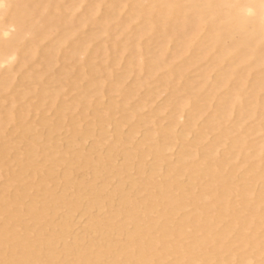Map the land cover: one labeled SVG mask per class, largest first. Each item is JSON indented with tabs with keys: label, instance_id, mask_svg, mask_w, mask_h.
<instances>
[{
	"label": "bare ground",
	"instance_id": "6f19581e",
	"mask_svg": "<svg viewBox=\"0 0 264 264\" xmlns=\"http://www.w3.org/2000/svg\"><path fill=\"white\" fill-rule=\"evenodd\" d=\"M125 8L129 13L123 19L120 11ZM79 9L81 13H76ZM100 9L105 10L102 17L99 16ZM113 20H119L122 27L112 30ZM133 21L141 23L142 28L127 35ZM92 24H96L100 32L90 33ZM123 34L126 41L120 43L118 36ZM104 35L115 40L113 49L111 47L114 54H136L138 70H146L151 78L160 69H166L164 79L170 83L173 78L183 77L188 65L199 63L198 60L215 59L202 70L203 84L208 89L202 105L206 108L216 99L218 108L213 110L211 121H207L211 125L202 129L200 140L207 137V128L217 129V139L221 142L229 139L236 154L228 152L216 159V148L221 143L217 140L203 159L191 162L189 157L193 159L195 155H192L187 138L195 127L192 124L195 117L206 109L200 107L197 114L191 113L189 124L175 136V142L182 146L178 166L158 167L148 176L150 179L162 171L161 175L166 178L157 186V191L150 194L149 203L136 201L123 208L130 198L120 201L123 210L116 213L124 218L121 217L123 220L119 221L117 229L106 232L109 238L114 232L128 236L119 248L106 239L104 244L94 241L86 247L81 246L75 253L67 248L64 254L60 251L44 254L43 247L54 244L52 236L64 229H72L74 221H67L59 229L49 228L50 238L40 232L29 234L30 237L23 235L19 229L26 215L37 225L44 223L48 210L42 202L47 194L24 209L20 207L16 193H11V185H6L0 196V264H231L233 261L264 264V259L258 262L264 258V139L260 143L249 140L251 134H264V0H0V140H13L8 128L17 122L20 108L23 110L21 117L29 125L34 117L43 116L46 109L54 111L55 116L65 117L68 111L71 114L79 107L77 101L64 102V96L73 89H80V79L73 82L74 76L86 77L87 71L100 72L93 67L92 57L98 51L94 53L91 46L94 39ZM144 36V43L129 49L131 43ZM172 43L175 46L170 48ZM150 54L152 60L144 63L142 57ZM185 54H190L191 58L177 70L172 62ZM112 55L108 56V61L117 60ZM10 59L13 62L10 63ZM4 64L7 66L3 67ZM132 64L135 61L129 63L127 73H131ZM216 70V79L208 81ZM191 83L187 82L186 89H193ZM21 87L24 89L19 91ZM222 89L226 93L218 97L220 94L216 93ZM193 91L190 102L198 106L197 94ZM79 96L87 101L91 97L86 92H80ZM34 99L38 101L34 103ZM233 113L236 115L230 119ZM247 118L252 119L251 125L245 124ZM178 124L175 115L170 126L174 128ZM53 128L55 130L57 126ZM29 129L32 127H27L25 133ZM232 132L237 135L230 136L234 135ZM150 138L154 139L153 136ZM35 142L27 160L58 154L56 150L49 151L46 146H40V141ZM167 149L156 143L153 150H148L163 165L167 161L163 151ZM236 156L241 159L240 163L233 160ZM256 158L258 161L254 163ZM34 165L32 176L35 179L45 169L39 162ZM124 166L126 168L127 164ZM27 168L26 164L21 165L22 174L28 172ZM242 168L246 169L248 184L240 187L238 174ZM11 171L0 161V183ZM182 176H191L189 184L182 183ZM148 177H141L136 182L145 184ZM259 182L262 189L255 195L253 185ZM35 189L42 192L40 187ZM253 194L255 199L246 202L244 198L242 205L233 200L236 196L248 198ZM77 197L76 205H79L85 196L78 194ZM189 206L194 207L196 214L186 212ZM78 208L74 206L73 210ZM182 212L181 219L175 223V217ZM245 212L248 213L246 217L243 216ZM114 218L118 220V217ZM132 225L134 229L128 232V226ZM220 225L223 227L219 230ZM235 232L237 245L228 246L226 239ZM91 237L95 238V231L91 232ZM73 240L66 236L63 242L68 244Z\"/></svg>",
	"mask_w": 264,
	"mask_h": 264
},
{
	"label": "rangeland",
	"instance_id": "374dc122",
	"mask_svg": "<svg viewBox=\"0 0 264 264\" xmlns=\"http://www.w3.org/2000/svg\"><path fill=\"white\" fill-rule=\"evenodd\" d=\"M122 10L120 11V15L124 19L129 12L126 8ZM104 12V9H100L99 16L102 17ZM76 13H81V9ZM121 27L122 23L119 20H113L111 22L112 30L116 31ZM139 28H142V24L138 21H133L129 24L127 35H132ZM10 31L14 30L11 29ZM96 31L100 32V28L96 24H92L89 32L93 34L97 33ZM79 32L80 30L78 29L77 33ZM104 36L100 39H94L91 46L94 53L98 51L92 57V64L94 68L100 70V74L98 73V75L87 71L86 77L74 76L72 79L73 82L78 78L80 79V89H73L64 96V102L71 104L77 101L79 107L74 109L71 114L68 111L64 115L65 117L60 115L55 116L54 111L46 109L43 116L34 117L32 119L33 122L29 125H26V121L21 117L23 110L20 108L19 112L17 111V122L11 124L8 128L9 135L13 140H0V161L4 164L5 169L10 168L12 170L7 177L2 178V182L0 183V196L2 195L3 188L6 185H11L10 191L12 194L16 193L17 198L20 200V207L23 206L24 209H27L33 200H40L44 193L47 194L46 198L43 199L44 202H42L45 203L46 206L44 205V207L48 210L44 223L37 225L31 216L26 215L21 220L19 229L21 233L30 237L29 234L35 235L40 232L45 237L50 238L52 235L48 231L49 228L56 227L59 229L67 221H74L73 225L75 226L72 229H64L61 233L52 236L54 237V244L53 246L43 247L45 249L43 250L44 254H51L50 252L59 253L57 251H60V254H64V250L67 248L73 250V253H75V250L80 249L81 246L86 247L94 241L96 243L103 241L101 244H104V242H107L106 239H110L119 248L128 236H122L118 232H114V235L109 238L106 232L117 229L119 221H122L124 218V215L118 216L119 211L123 210L120 201L130 198V201L127 200V205H123V208L136 201H142L141 203L144 202L146 204L147 202L149 203L148 200L151 198L150 194L156 192L157 186L163 184L166 178L161 175L163 173L162 171L150 179L148 176L151 175L152 170L155 168L165 169L166 166V168L176 167L175 165L178 166L182 146L180 142H175V136H178L185 129V126L189 124L188 119L191 117L190 114H197L200 107L206 110L202 115L195 117L192 123L194 124L193 127H195H192L193 131H190L187 138V142L193 150L192 155H195L193 159L189 157L191 162L203 159L208 148L215 146L214 143L218 140V130L210 128L206 129L208 133L207 137L204 140H200L202 129L207 124L211 125L207 121L212 118L213 110L218 108L216 99L207 105L209 110L202 105L204 104L203 99L208 89L203 84L204 80L201 74L203 73L202 70H205L211 65L212 58V60H198L199 63L191 66L188 65L190 68L188 67L186 69L187 71L185 70L184 75H186H183L184 78H173L170 83L168 79H164L165 73H167L166 69H160L154 77H149L146 70L141 72L138 70L136 66V54H114L112 49L115 40L106 35ZM118 41L125 43L126 36L124 34L119 35ZM145 41V36L136 39V41L129 45V49H133L135 45L144 43ZM173 46H175L174 43L170 44V48H173ZM156 48L154 46V51H157ZM111 55L117 58V60L110 61L109 59L108 61V56ZM186 55H189L188 58ZM181 57L176 60L174 59V61L173 59H168V61H173L172 63L179 70V68L182 69L186 64L185 62H189L191 55L185 54ZM129 59L131 60L129 61ZM142 60H144V63H148L152 60V55H145L142 57ZM131 61H135V64L131 65V73H127V66ZM9 62H13V59H10ZM7 65L4 64L3 67ZM103 66L105 67L103 68ZM178 66L180 67L178 68ZM88 67L91 66L88 65ZM71 68H73V65H71ZM101 69L104 72L108 70L109 75L107 74L108 72L104 73ZM216 72L217 70L211 73L208 81L211 82L216 79L218 74ZM128 74L130 75L127 76ZM143 80L145 83H141ZM189 81L192 82L191 84L193 86L191 90L186 89V84ZM23 89L24 87L18 88L19 91ZM191 91L197 94L198 106L190 102ZM225 91L224 89L219 90L216 95L220 94L217 95L218 97L223 96L226 93ZM80 92L89 93V96H91L89 97V101L84 100L83 96H79ZM37 101V99L33 100L34 103ZM80 101L82 102L80 103ZM4 102H6V99ZM175 115L179 124L171 128L170 121ZM235 115L236 113H233L230 119H234L233 117ZM251 122L252 119L247 118L245 124L248 125ZM54 126H57V129L54 130ZM27 127H32V129H29L25 133ZM232 134L234 135L230 134V136L237 135L235 132H232ZM152 136L154 139H149ZM263 139L264 134L261 132L251 134L249 137L252 143H260ZM35 141H40V146H46L49 151L56 150L58 154L52 156L53 158L35 157L27 160L28 153L32 151L31 147L33 148L35 146ZM218 141L221 142L220 140ZM170 142L172 144L168 145ZM153 143L154 145L159 143L164 145L165 148H168V152L167 150L163 151L167 160L163 165L159 164L158 160L150 152L153 150ZM232 148L230 140H224L217 146L215 158L220 159L225 154H228V152L236 154V149L233 150ZM144 150L149 151V153ZM40 155L42 156L43 154L41 153ZM239 159L236 156L233 160L236 163H240L241 159ZM253 161L256 163L258 159L256 158ZM37 162L43 164L45 171L41 172L34 179L32 172L35 169L34 163ZM124 163L127 164L126 168H124V165H126ZM22 164L28 166V172L25 174H22L20 169ZM245 170L242 168L238 174V178H244L242 180L239 179L241 182L238 180L240 187L248 184L247 180H245L247 176ZM141 177H148V182L139 185L137 182ZM189 177L191 178V176H182L180 179L186 185L190 182ZM249 185L252 184L249 182ZM133 186L135 189H132ZM140 186L141 188L148 187L145 190H141ZM253 186H255L253 190L256 195L261 191L262 186L260 182ZM37 187L42 189L41 193L36 191L35 188ZM50 194L51 196H49ZM78 194H82L85 197L83 200H80L81 203L79 202V205H76ZM254 194L248 198L241 197L242 199L236 196L233 200H237L235 202L242 205L244 198L246 202L248 200H254ZM100 202L105 203L100 205ZM74 206L75 209L79 207L78 210H73ZM187 209L186 212L190 215L196 214L193 206H189ZM182 214L183 212L175 217V223L179 222ZM154 215L156 216V214ZM247 215V212L243 213L244 217ZM112 216L118 217V220L113 219ZM226 219H230V217ZM133 226H128V229H130L127 231L131 232V229H134ZM222 227L223 225H220L218 229L220 230ZM92 231H95V238L91 237ZM66 236L74 238V240L65 244L63 240ZM236 238V232L232 233L226 239V244L236 247ZM262 243V246H264V242ZM36 247L38 248V246ZM37 248L34 247L33 249ZM262 259L264 258L261 257L258 262L262 261ZM235 263L236 261H233L231 264Z\"/></svg>",
	"mask_w": 264,
	"mask_h": 264
}]
</instances>
